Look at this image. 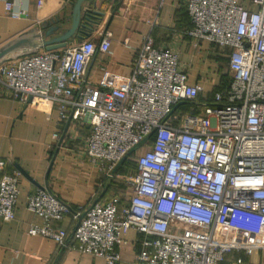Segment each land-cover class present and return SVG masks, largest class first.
Listing matches in <instances>:
<instances>
[{"label": "built area", "instance_id": "built-area-1", "mask_svg": "<svg viewBox=\"0 0 264 264\" xmlns=\"http://www.w3.org/2000/svg\"><path fill=\"white\" fill-rule=\"evenodd\" d=\"M5 11L24 13L13 0ZM187 11L196 44L228 49L230 84L208 97L201 83L189 82L175 49L155 45L151 34L129 80L106 89L88 81L85 66L96 50L110 51L107 30L99 43L87 38L0 64V85L14 99L45 101L63 120L89 122L86 154L109 177H118L115 169L131 150L146 146L129 177L127 202L116 194L73 211L40 188L27 199L42 219L30 234L64 246L73 241L107 264H120L118 246L131 229L141 235L136 264H220L233 251L264 250V0H187ZM185 104L189 109L179 110ZM7 164L0 157V171ZM19 182L18 170L0 178L2 221L16 217ZM68 213L77 221L72 233L54 225Z\"/></svg>", "mask_w": 264, "mask_h": 264}, {"label": "crops", "instance_id": "crops-1", "mask_svg": "<svg viewBox=\"0 0 264 264\" xmlns=\"http://www.w3.org/2000/svg\"><path fill=\"white\" fill-rule=\"evenodd\" d=\"M5 1L0 0V45L56 15H70L73 8L72 0H43L42 5H38V0H13L16 9L24 10L15 18L6 13ZM93 3L102 12V18L86 39L99 43L106 30L111 33L110 51L96 50L85 66L86 77L94 86L106 89L127 82L138 48L148 34L153 36L155 45L175 49L181 66L188 72L189 82L204 86V97L211 96L222 85L223 75L230 73L228 49L223 50L208 40L196 44L188 34L192 23L187 0L88 1L89 6ZM79 43L72 38L67 47ZM89 131L88 121L63 120L51 103L32 100L24 103L11 97L0 85V157L8 161L5 170L0 171V178L4 172L18 170L20 173L16 217L0 220V264H107L104 257L74 248L73 241L64 246L54 239L28 232L30 225L42 223L41 217L27 206L28 197L37 189L50 188L73 211L115 196L107 190V185L116 178L109 177L86 154L85 139ZM120 196L122 202L130 197ZM76 223L73 213H68L54 225L72 233ZM140 238L135 229L124 235L118 246L120 264H136ZM241 238L251 242L259 240L246 234ZM239 256L244 258V264H264L261 249L250 255L230 252L220 264H237Z\"/></svg>", "mask_w": 264, "mask_h": 264}, {"label": "water", "instance_id": "water-1", "mask_svg": "<svg viewBox=\"0 0 264 264\" xmlns=\"http://www.w3.org/2000/svg\"><path fill=\"white\" fill-rule=\"evenodd\" d=\"M89 0H72V12L68 16L56 15L0 45V64L33 54L41 48L56 50L67 47L72 38L83 42L102 18L97 4L89 6ZM70 21V26L65 23ZM183 102H181L182 104ZM177 107V106H176ZM131 150L117 165L115 171L133 153ZM25 173V171H23Z\"/></svg>", "mask_w": 264, "mask_h": 264}, {"label": "trees", "instance_id": "trees-1", "mask_svg": "<svg viewBox=\"0 0 264 264\" xmlns=\"http://www.w3.org/2000/svg\"><path fill=\"white\" fill-rule=\"evenodd\" d=\"M223 79V83H222V85L220 86V87H218L217 89H216V91H218V90H221V89H223V88H225L226 86H228L229 84H230V81H231V79H232V76H231V72L230 73H227V74H225V75H223V77H222ZM215 92V91H214ZM214 94V93H213ZM212 94V95H213ZM132 171V172H134V171H136V173H137V171H138V159L136 160V161H134V159H133V157H132V154H130L126 159H125V161L119 166V168H118V171L119 172H128L129 173V171ZM117 185H119L118 184V180H112L111 182H110V184H109V186L107 185V190L109 191H111V193L112 192H114V194H112V195H116L117 193H118V191H117ZM115 192H117V193H115Z\"/></svg>", "mask_w": 264, "mask_h": 264}, {"label": "rangeland", "instance_id": "rangeland-1", "mask_svg": "<svg viewBox=\"0 0 264 264\" xmlns=\"http://www.w3.org/2000/svg\"><path fill=\"white\" fill-rule=\"evenodd\" d=\"M189 109V105L185 104L182 107H179V110H186ZM146 146L144 147H140V149H138V151L132 153V157L134 159V161H136L139 157V155L145 150ZM117 174L118 177L116 178V180H118V184L117 185V193L118 195H129L131 194V187H130V183H129V177L134 174H136V171L132 172L131 170L129 171V173L127 172H119L117 170Z\"/></svg>", "mask_w": 264, "mask_h": 264}]
</instances>
